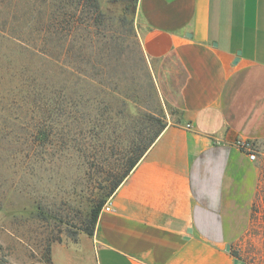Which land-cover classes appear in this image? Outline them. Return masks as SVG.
<instances>
[{
	"label": "rangeland",
	"instance_id": "obj_1",
	"mask_svg": "<svg viewBox=\"0 0 264 264\" xmlns=\"http://www.w3.org/2000/svg\"><path fill=\"white\" fill-rule=\"evenodd\" d=\"M54 2L0 0V264H54L53 246L93 236L94 209L160 128L150 120L177 116L168 74L142 51L138 7L96 0L86 21L87 0H64L72 42L54 35ZM255 148L253 223L236 255L264 264V142Z\"/></svg>",
	"mask_w": 264,
	"mask_h": 264
},
{
	"label": "crops",
	"instance_id": "obj_2",
	"mask_svg": "<svg viewBox=\"0 0 264 264\" xmlns=\"http://www.w3.org/2000/svg\"><path fill=\"white\" fill-rule=\"evenodd\" d=\"M138 16L142 51L168 74L177 116L94 235L53 246L52 261L247 264L236 248L260 172L238 142H264V0H139Z\"/></svg>",
	"mask_w": 264,
	"mask_h": 264
},
{
	"label": "trees",
	"instance_id": "obj_3",
	"mask_svg": "<svg viewBox=\"0 0 264 264\" xmlns=\"http://www.w3.org/2000/svg\"><path fill=\"white\" fill-rule=\"evenodd\" d=\"M87 1L89 5L84 7L85 9L84 11L82 10L83 13L88 11V15L85 18L86 21L88 20L92 12L99 10V5L96 2V0H87ZM94 1H95V5H93ZM124 1L127 3L128 10H132L133 12L136 11L139 0H124ZM92 6H94L95 9ZM53 9H54V13L51 21L53 22L55 28L54 35L59 41L70 40L74 42L75 38L78 36V31L80 30V27L78 25V20L76 19V12L65 9L64 0H55V2L53 3ZM79 24H82V22H80ZM150 121H152L153 123L157 121L156 123L160 124V128L157 131H154L151 137L147 139V141H145L141 145H138L134 155L127 162L123 172L114 177L110 187L109 196L114 195L117 189L131 174V172L135 169V167L138 165L141 159L146 155V153L150 150V148L154 145V143L158 140V138L166 128V125L162 123L159 119L153 118ZM104 206H105V201L98 204L97 207L94 209L92 213V228L88 229L87 231L89 235L94 234L95 226L97 225V222L99 220L100 214Z\"/></svg>",
	"mask_w": 264,
	"mask_h": 264
},
{
	"label": "built area",
	"instance_id": "obj_4",
	"mask_svg": "<svg viewBox=\"0 0 264 264\" xmlns=\"http://www.w3.org/2000/svg\"><path fill=\"white\" fill-rule=\"evenodd\" d=\"M188 128H190V125H188ZM238 146L246 153H248L250 159L252 161H256L257 160V152H256V143L252 142V141H239L238 142ZM105 209L107 212L111 211V203L110 201L105 205V207L103 208Z\"/></svg>",
	"mask_w": 264,
	"mask_h": 264
},
{
	"label": "water",
	"instance_id": "obj_5",
	"mask_svg": "<svg viewBox=\"0 0 264 264\" xmlns=\"http://www.w3.org/2000/svg\"><path fill=\"white\" fill-rule=\"evenodd\" d=\"M240 54H241V53H239V56H240ZM237 60H238V59H237ZM236 62H238V61H236ZM228 250H230V246L228 247ZM236 263H238V261H236Z\"/></svg>",
	"mask_w": 264,
	"mask_h": 264
}]
</instances>
